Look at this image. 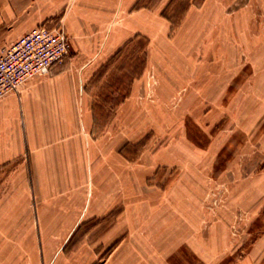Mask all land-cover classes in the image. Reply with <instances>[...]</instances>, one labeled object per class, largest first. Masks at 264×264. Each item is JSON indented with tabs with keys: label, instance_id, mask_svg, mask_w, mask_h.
<instances>
[{
	"label": "rangeland",
	"instance_id": "374dc122",
	"mask_svg": "<svg viewBox=\"0 0 264 264\" xmlns=\"http://www.w3.org/2000/svg\"><path fill=\"white\" fill-rule=\"evenodd\" d=\"M38 15L89 71L95 168L1 164L0 264H264V0H0V36Z\"/></svg>",
	"mask_w": 264,
	"mask_h": 264
},
{
	"label": "crops",
	"instance_id": "0c3cea01",
	"mask_svg": "<svg viewBox=\"0 0 264 264\" xmlns=\"http://www.w3.org/2000/svg\"><path fill=\"white\" fill-rule=\"evenodd\" d=\"M90 8L87 4L80 6L74 3L67 4L63 9V22L73 40H82L85 26L81 22L84 18L90 19ZM44 11L42 19L49 16L48 10ZM40 20L39 15L38 20L33 17L24 23L17 20L15 36H0V40L4 37L11 43L28 30L47 24H39ZM117 37L118 34L112 33L107 35V40L115 41L116 38L122 41L127 36ZM71 61L53 66L46 76L28 79L17 92H10L0 100V166L28 152L31 168L37 170L38 184H43L49 177H70L75 169L82 174L81 170L85 167L95 168L83 145L89 144L87 149L92 156L89 141L83 139L86 130L81 125L82 120H89L86 109L89 95L84 89L89 71L86 66H78ZM51 135L56 139H53L55 144H50Z\"/></svg>",
	"mask_w": 264,
	"mask_h": 264
},
{
	"label": "built area",
	"instance_id": "2783aa9c",
	"mask_svg": "<svg viewBox=\"0 0 264 264\" xmlns=\"http://www.w3.org/2000/svg\"><path fill=\"white\" fill-rule=\"evenodd\" d=\"M69 40L60 25L36 26L0 50V100L35 76L50 74L67 54Z\"/></svg>",
	"mask_w": 264,
	"mask_h": 264
}]
</instances>
